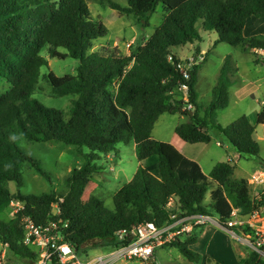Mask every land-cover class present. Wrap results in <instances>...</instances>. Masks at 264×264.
<instances>
[{
  "label": "trees",
  "instance_id": "trees-1",
  "mask_svg": "<svg viewBox=\"0 0 264 264\" xmlns=\"http://www.w3.org/2000/svg\"><path fill=\"white\" fill-rule=\"evenodd\" d=\"M158 4L165 10L163 21L134 52L121 56L88 52L106 28L91 19L86 0H0V78L10 84L0 96V212L14 199L24 204L13 218L0 219V243L15 257L9 261L31 264L35 258V250L22 244L23 215L37 223L67 220L65 238L79 249L86 243L118 246L117 232L146 222L161 226L172 215L214 213L224 223L233 208L238 214L252 210L247 181L231 178L233 164L218 162L206 176L196 161L171 143L154 139L151 132L159 115L178 113L187 117L174 128L182 140L208 143L212 129L240 157L261 160L259 143L253 138L255 127L246 115L228 125L215 121L217 112L229 104L230 56L223 61L210 101L202 107L196 82L205 58L188 63L174 50L200 40V30L214 31V43L225 42L244 51L264 48V36L243 35L248 18L264 17V0H127L126 5L109 1L111 9L134 17L142 27L149 25ZM45 47L50 57L79 60L75 74L58 76L49 71L45 76L53 94L75 96L67 114L32 97L40 68L48 64L40 54ZM179 65H184L186 75ZM182 86L187 89L186 98L174 93ZM256 123L264 124V102ZM19 141H55L86 146L89 152L84 154V163L66 176L64 193H12L8 183L22 186L24 163L51 179ZM129 142L134 144L138 166L131 179L114 192L113 208L95 196L82 200L91 175L99 169L95 162L99 154L107 155L117 144ZM172 197L176 198L174 209L168 207ZM260 203L264 204V193ZM53 204L58 205L57 214L50 211ZM197 229L171 243L191 261L200 257L189 248ZM242 264H264V259L249 250Z\"/></svg>",
  "mask_w": 264,
  "mask_h": 264
},
{
  "label": "rangeland",
  "instance_id": "rangeland-1",
  "mask_svg": "<svg viewBox=\"0 0 264 264\" xmlns=\"http://www.w3.org/2000/svg\"><path fill=\"white\" fill-rule=\"evenodd\" d=\"M86 1L91 19L95 22H101L106 28V34L93 40L88 52H114L121 56H129L138 46L145 42L165 17L163 5L158 4L155 12L149 17V25L142 27L134 17L126 16L117 10L111 9L109 6V1L126 5L127 0ZM199 33L200 40L193 44L178 47L174 51L182 61L186 60L190 63L195 60L200 62L205 58L200 63L196 82L198 103L202 107H205L211 99L212 89L217 81L223 61L226 56H230L231 69L229 77L232 84L229 88V104L217 112L215 121L221 125H228L237 117L246 115L254 125V136L260 138V141L257 142L260 146L259 155L261 160L242 158L237 169L233 172L234 177H243L248 181L247 177H249L250 173L259 168L261 162H264V124L256 123V114L261 107V101H264V66L253 61V59L257 58L261 63L262 59L253 54L252 50L244 51L240 47H233L225 42L214 43L217 37L214 31L200 30ZM60 50L64 51V49ZM40 54L46 58L48 64L40 68L38 82L32 97L47 107L61 109L67 114L70 108V101L75 96L71 94L56 96L52 93L51 86L45 76L49 71L58 76L75 74L79 60L69 56L62 59L50 57L46 47L40 51ZM9 87L10 84L0 78V96L6 93ZM177 96L180 97L181 93L178 92ZM202 112L203 110L201 109L200 114ZM185 119H187L185 116L178 113H163L155 122L151 136L156 140L169 142L171 134L175 133L174 127ZM209 133L211 139L208 144L206 143L207 145L204 149H200L199 146L192 147L194 152L201 154L198 160L206 173L212 163L215 164L222 161L231 164L235 163V160L226 153L227 148H231L227 139L215 130L210 129ZM216 141L220 142L221 146H216ZM19 145L39 160L40 166L49 174L51 179L48 181L33 167L24 163L21 168L22 186L18 187L12 181L8 183L9 190L12 193L17 191L24 194H40L51 191L64 193L66 190V176L73 168L79 167L84 163V154L89 152L86 146L76 148L72 145L55 141H19ZM95 162L99 165V169L91 175L90 181L84 189L82 200L85 201L89 197L95 196L102 199L107 208L112 209L114 192L131 179L138 166L134 144L132 142L127 144L119 143L113 152L107 155L99 154V158ZM208 197L209 191L206 193L204 202H208ZM23 206L22 202L14 199L7 208L0 212V219L9 220L13 218ZM168 207L170 209L177 207L176 198L172 197L169 200ZM56 210H58V206L56 207L53 204L50 211L55 212ZM222 234L230 242L232 241L228 232L222 231ZM106 247L107 245L104 243H86L78 249L77 254L81 260L87 261L107 252ZM0 250L5 251V260L8 261L15 258L9 252V249L1 243ZM154 252L159 256L157 261L159 262L160 260L164 264L166 261L173 259L177 260L178 264H192L176 247L169 244L155 248ZM231 260H233L232 263L237 264L235 257L232 256ZM113 264L143 263L139 259H131L118 260Z\"/></svg>",
  "mask_w": 264,
  "mask_h": 264
},
{
  "label": "built area",
  "instance_id": "built-area-1",
  "mask_svg": "<svg viewBox=\"0 0 264 264\" xmlns=\"http://www.w3.org/2000/svg\"><path fill=\"white\" fill-rule=\"evenodd\" d=\"M252 51L264 61V48H254ZM179 66L186 75L184 65ZM182 87L186 89L185 86ZM187 108L192 109V105L188 104ZM249 183L263 184L264 168L261 167L252 172L249 176ZM58 212L59 210H56L53 213L57 214ZM258 217L259 212L256 208H253L246 217H240L238 210L233 208L230 218L224 223L214 213L172 215L170 221L161 226L146 222L138 224L128 232H117L115 241L119 242L118 246L108 245L107 252L104 254L83 261L78 257V249L65 238V229L68 227L67 220L52 218L43 223H37L30 216L23 215L21 217L24 230L22 244L31 246L35 250V258L30 259L33 260L31 264H113L118 260L131 259H139L143 264H148L155 248L171 244L177 239L191 234L197 228L212 224L228 232L233 242L242 244L264 259V228L255 223ZM0 264L19 263L5 260V251L0 250Z\"/></svg>",
  "mask_w": 264,
  "mask_h": 264
},
{
  "label": "crops",
  "instance_id": "crops-1",
  "mask_svg": "<svg viewBox=\"0 0 264 264\" xmlns=\"http://www.w3.org/2000/svg\"><path fill=\"white\" fill-rule=\"evenodd\" d=\"M243 35L245 37H250V36H255V35L264 36V17H259V18L250 17V18H248L246 21V24L244 26V29H243ZM201 51H203V50H201ZM253 61H254V59H253ZM254 62L256 63V61H254ZM257 64H261L264 66V62H261V63L257 62ZM178 92L181 93V96H180L181 98H185L187 95L186 89L183 87H178V88L174 89V93L177 94ZM263 102L264 101L262 100L261 104ZM185 120H187V119H185ZM254 135H255V129L253 132V138L256 141H260V138L255 137ZM168 141H169V143L174 145V147H176L186 157L196 161L200 165L202 172L206 176L209 175L211 169L213 168V166L216 163L215 164L212 163L211 167L208 169L209 173L208 172L206 173L203 170V168H202V166L198 160V158L201 157V154L198 152H194L192 149V147H195V146H199L200 149H204L208 143L207 144L204 142L188 143V142L182 140L175 133L171 134L170 139ZM216 146H221V143L216 141ZM226 153L230 158L235 160V163H233V165H234L233 172H234L237 169V166L239 165L240 159H242V157H240L239 154L232 147L227 148ZM262 165H264V162L260 163L259 168H261ZM259 168H257V169H259ZM233 172L231 175L232 179H245L243 177H234ZM247 179H248L247 183H248V188H249V194H250V197H251L252 203H253L252 209L256 208L259 212V217L255 220V223L259 226H263V228H264V204L260 203L261 195L264 193V183L261 185L250 184L249 183V177H247ZM248 214H249V212L247 214H239V216L240 217H246V216H248ZM197 230L198 231H197V235H196V240L194 241L193 244H191L189 246V248L191 250H193L194 252L198 253L200 255V257L198 260H195V261H191L186 257L192 264H195V263L196 264L197 263L198 264H236V263H232L233 262V260H231L232 256L236 258L237 264H242V260H243V258L246 257L249 249H247L246 247H244L240 243H235L233 241L230 242V240L222 234V231H224L223 229H221L215 225H212V224H206L205 226H202ZM169 245L172 246L171 244H169ZM158 257L159 256L156 254V252H154V254H153L150 262H148V264H152V262L154 264H164V263H161L160 260H159V262L157 261ZM160 257L162 258V256H160ZM165 264H178V261L173 259L170 261H166Z\"/></svg>",
  "mask_w": 264,
  "mask_h": 264
},
{
  "label": "water",
  "instance_id": "water-1",
  "mask_svg": "<svg viewBox=\"0 0 264 264\" xmlns=\"http://www.w3.org/2000/svg\"><path fill=\"white\" fill-rule=\"evenodd\" d=\"M194 112V110L192 111V113ZM262 168H264V165H262Z\"/></svg>",
  "mask_w": 264,
  "mask_h": 264
}]
</instances>
